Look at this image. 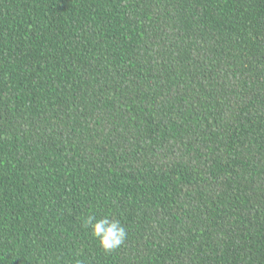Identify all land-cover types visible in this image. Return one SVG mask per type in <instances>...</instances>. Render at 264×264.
I'll use <instances>...</instances> for the list:
<instances>
[{
  "label": "trees",
  "instance_id": "16d2710c",
  "mask_svg": "<svg viewBox=\"0 0 264 264\" xmlns=\"http://www.w3.org/2000/svg\"><path fill=\"white\" fill-rule=\"evenodd\" d=\"M0 264H264V0H0Z\"/></svg>",
  "mask_w": 264,
  "mask_h": 264
},
{
  "label": "clouds",
  "instance_id": "9594fccd",
  "mask_svg": "<svg viewBox=\"0 0 264 264\" xmlns=\"http://www.w3.org/2000/svg\"><path fill=\"white\" fill-rule=\"evenodd\" d=\"M82 226L91 230V236L96 238L99 246L105 252H112L121 247L128 236L126 227L119 219L104 216L97 219L93 214L87 215Z\"/></svg>",
  "mask_w": 264,
  "mask_h": 264
}]
</instances>
